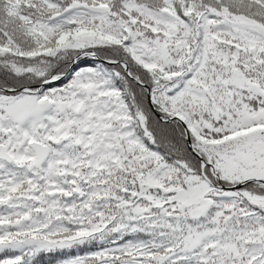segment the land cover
<instances>
[{
    "label": "snow or ice",
    "instance_id": "1",
    "mask_svg": "<svg viewBox=\"0 0 264 264\" xmlns=\"http://www.w3.org/2000/svg\"><path fill=\"white\" fill-rule=\"evenodd\" d=\"M0 264H264V0H0Z\"/></svg>",
    "mask_w": 264,
    "mask_h": 264
}]
</instances>
